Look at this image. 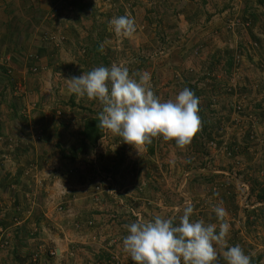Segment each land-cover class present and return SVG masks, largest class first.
Here are the masks:
<instances>
[{"label":"rangeland","instance_id":"374dc122","mask_svg":"<svg viewBox=\"0 0 264 264\" xmlns=\"http://www.w3.org/2000/svg\"><path fill=\"white\" fill-rule=\"evenodd\" d=\"M227 1L45 0L40 7L48 16L42 15V26L50 30L41 29L37 53L50 60L42 68L40 59L34 58L36 63L26 71L32 78H26L35 85L38 80L37 91L53 97L57 104L52 107L53 119L62 120L64 132L87 138V143L84 124L98 121L102 105L86 97L78 99L69 92L66 79L116 63L127 67L130 76L149 73L152 90L161 101L174 100L185 87L192 89L200 99L202 127L185 149L159 137L138 152L107 131L96 155L101 159L106 151H113L115 166L135 170L150 218L154 212L163 218L175 212L179 223L185 202L191 201L190 220L216 224L218 231L221 221L213 208L224 207L223 222L230 225L227 245H239L251 264H264V0H233L238 9L232 18L239 23L230 20L226 27ZM242 6L247 15L237 17ZM126 14L135 20L136 32L130 38L117 37L109 22ZM256 25L260 31H255ZM223 27L227 32L240 29L239 38L225 34ZM238 39L245 42L248 58L242 73L238 57L229 58ZM101 43L103 53L98 51ZM228 46L230 54L225 50ZM3 66L8 82H17L10 68ZM10 83L11 91H17ZM100 133L89 147L97 145L103 137ZM90 150L83 162L86 168H99L102 161L92 164ZM218 264H227L222 255Z\"/></svg>","mask_w":264,"mask_h":264},{"label":"crops","instance_id":"0c3cea01","mask_svg":"<svg viewBox=\"0 0 264 264\" xmlns=\"http://www.w3.org/2000/svg\"><path fill=\"white\" fill-rule=\"evenodd\" d=\"M43 1L0 0V264H135L123 251L122 240L128 235L124 225L153 219L140 194L143 185H136L135 170L115 166L113 151L101 159L93 155L94 146L81 152L85 138L64 132L62 120L53 119V97L37 91L38 80L35 85L26 78L34 58L42 68L50 60L37 53L41 29L50 30L42 26ZM234 4L228 0L223 11L226 27L230 20L239 23L232 18L238 9ZM236 12L237 17L247 15L244 6ZM223 30L239 38L240 29ZM244 44L235 41L229 57H238L241 73L248 61ZM225 50L231 51L230 46ZM4 64L17 82L3 76ZM9 83L17 91H11ZM88 149L92 164L102 161L99 168H86ZM173 215L178 218V213Z\"/></svg>","mask_w":264,"mask_h":264},{"label":"clouds","instance_id":"9594fccd","mask_svg":"<svg viewBox=\"0 0 264 264\" xmlns=\"http://www.w3.org/2000/svg\"><path fill=\"white\" fill-rule=\"evenodd\" d=\"M109 25L117 37L130 38L136 32L135 20L127 14L114 17ZM98 51L104 52L103 43ZM136 76L139 80L133 78ZM66 81L69 92L78 99L86 97L102 105L98 114L101 132L119 136L138 152L159 137L174 140L178 148L185 149L201 130L200 99L195 92L185 87L174 100L161 101L152 90L147 72L130 76L127 67L112 63ZM213 211L221 221L218 231L216 224L190 220L194 213L191 201L185 202L179 223L173 215L126 224L123 251L135 264H218L221 255L227 264H251V257L239 245H227L230 225L223 222L226 210L217 205Z\"/></svg>","mask_w":264,"mask_h":264},{"label":"trees","instance_id":"16d2710c","mask_svg":"<svg viewBox=\"0 0 264 264\" xmlns=\"http://www.w3.org/2000/svg\"><path fill=\"white\" fill-rule=\"evenodd\" d=\"M98 123L99 121L92 120V121H86V123L84 124L85 130L87 129L86 134H88L87 136L89 141L87 145L83 143V146L80 148L81 152L85 153V147L87 146L89 148V146H92L96 142V140L100 137L99 134H101L100 133L101 131L98 128Z\"/></svg>","mask_w":264,"mask_h":264},{"label":"built area","instance_id":"2783aa9c","mask_svg":"<svg viewBox=\"0 0 264 264\" xmlns=\"http://www.w3.org/2000/svg\"><path fill=\"white\" fill-rule=\"evenodd\" d=\"M32 71L35 72V69H33ZM106 133H107V130L103 131V137L100 138V141H98L97 145L95 146V149H94V154H95V155L98 154V150H99V148H101V147H100V143H101L102 140L105 139V137H106V136H105ZM96 191L99 192V191H100V188L98 187V188L96 189ZM64 194H65V193H64ZM59 210L61 211V209H59Z\"/></svg>","mask_w":264,"mask_h":264}]
</instances>
